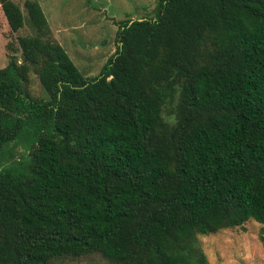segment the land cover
Instances as JSON below:
<instances>
[{
  "label": "trees",
  "instance_id": "trees-1",
  "mask_svg": "<svg viewBox=\"0 0 264 264\" xmlns=\"http://www.w3.org/2000/svg\"><path fill=\"white\" fill-rule=\"evenodd\" d=\"M23 5L36 35L0 68V264H208L198 235L249 219L264 247V0H157L93 76Z\"/></svg>",
  "mask_w": 264,
  "mask_h": 264
},
{
  "label": "rangeland",
  "instance_id": "rangeland-1",
  "mask_svg": "<svg viewBox=\"0 0 264 264\" xmlns=\"http://www.w3.org/2000/svg\"><path fill=\"white\" fill-rule=\"evenodd\" d=\"M21 8L24 24L12 31L0 8V68L9 61L10 50L20 62L19 35H36L27 22L24 0H14ZM51 30V35L66 50L79 71L87 76L97 74L115 51L118 22L127 19L155 18L157 0H37ZM25 91L33 97L44 96L37 75L29 73ZM15 147L6 155L12 161L21 155ZM27 161V159L25 160ZM17 169L22 170L23 166ZM260 224L249 219L241 226L224 228L214 233L199 234L198 240L208 264H264V247L259 239ZM64 264H111L98 255Z\"/></svg>",
  "mask_w": 264,
  "mask_h": 264
}]
</instances>
